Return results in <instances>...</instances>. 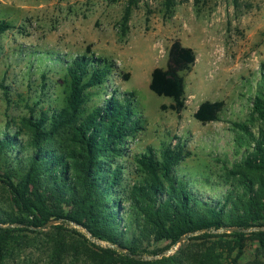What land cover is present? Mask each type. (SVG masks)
Instances as JSON below:
<instances>
[{
	"label": "trees",
	"instance_id": "1",
	"mask_svg": "<svg viewBox=\"0 0 264 264\" xmlns=\"http://www.w3.org/2000/svg\"><path fill=\"white\" fill-rule=\"evenodd\" d=\"M173 3L164 0L167 9ZM137 4L127 0L123 29ZM10 28L0 21V35ZM195 61V52L176 40L167 51L165 68L151 71L150 91L168 98L176 114L185 106L183 75ZM112 67L91 55L64 61L61 106L49 111L28 108L29 115L20 119L26 144L20 142L19 130L0 131V184L9 196L8 207H0V264L14 257L27 239L24 232L49 239L48 264H63L67 257L74 264H182L173 257L144 260V255H159L196 233L188 240L207 244L187 259L192 264H264V87L249 113L250 122L259 124L257 132L245 123L232 124L246 144L240 162L226 169L234 180L232 189L209 201L192 191L190 179L176 173L190 155L182 144L163 143L158 151L147 147L130 163L124 160L125 141L137 131L130 100L112 91L101 106L87 108L106 87ZM223 105L204 101L193 118L201 125L217 122ZM52 221L60 223L52 226L54 234L37 231ZM64 225H76L111 247L96 245L82 234L73 238L76 230ZM223 229L234 230L215 233ZM160 242L166 243L164 248L147 252ZM247 242L257 244L252 262L244 258Z\"/></svg>",
	"mask_w": 264,
	"mask_h": 264
},
{
	"label": "rangeland",
	"instance_id": "2",
	"mask_svg": "<svg viewBox=\"0 0 264 264\" xmlns=\"http://www.w3.org/2000/svg\"><path fill=\"white\" fill-rule=\"evenodd\" d=\"M126 5L127 0H0V21L11 25L0 35V131L19 130V140L26 144L20 119L29 115L28 108H59L64 61L91 55L112 64L113 73L87 108L101 106L115 91L130 100L135 114L137 131L125 141L124 160L130 163L147 147L158 151L163 143L182 144L190 155L176 168L177 175L190 179L192 191L201 199L219 200L234 182L226 169L240 162L246 147L232 124H248L254 133L259 128L250 122L249 113L254 96L264 87V0H174L169 9L164 0H138L123 29L120 20ZM176 40L196 55L192 70L183 75L185 106L179 114L170 110L168 98L149 89L151 71L165 68L167 51ZM204 101L223 102L219 121L201 125L193 118ZM8 202L0 184V207L6 209ZM59 224L52 221L37 231L51 236L52 226ZM64 229L76 230L73 238L82 234L89 239L75 225ZM23 234L27 239L7 264H48L49 239ZM199 234L159 255L146 253L144 260L173 257L192 264L187 259L207 244L188 240ZM165 245L160 242L147 252ZM256 247L247 242L245 261L255 260ZM63 264L74 263L67 257Z\"/></svg>",
	"mask_w": 264,
	"mask_h": 264
},
{
	"label": "water",
	"instance_id": "3",
	"mask_svg": "<svg viewBox=\"0 0 264 264\" xmlns=\"http://www.w3.org/2000/svg\"><path fill=\"white\" fill-rule=\"evenodd\" d=\"M47 226V225H46ZM45 226V227H46ZM76 226V225H75ZM224 230H226L227 232H232L234 229H223V230H219V231H215V232H222V231H224ZM252 231V229H249V230H244V232H251ZM242 232H243V230H242ZM88 235V234H87ZM88 238L90 239V241L91 242H93V243H101V242H99V241H97V240H95V239H93V238H91L89 235H88ZM186 239V237H181L174 245H177V244H179L180 242H182V241H184ZM106 246L105 247H111L110 245H108V244H105ZM117 250H119V249H117Z\"/></svg>",
	"mask_w": 264,
	"mask_h": 264
}]
</instances>
